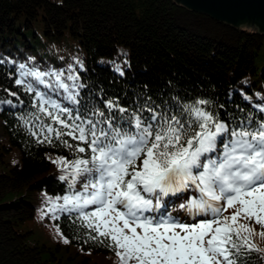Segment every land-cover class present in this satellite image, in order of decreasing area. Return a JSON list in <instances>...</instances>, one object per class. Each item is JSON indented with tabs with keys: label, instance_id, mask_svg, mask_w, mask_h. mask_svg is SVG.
<instances>
[{
	"label": "trees",
	"instance_id": "obj_1",
	"mask_svg": "<svg viewBox=\"0 0 264 264\" xmlns=\"http://www.w3.org/2000/svg\"><path fill=\"white\" fill-rule=\"evenodd\" d=\"M36 71L62 74L69 91L54 76L40 83L24 75ZM36 91L72 116L103 119L93 115L101 111L122 128L131 127L133 113L150 119L146 108L184 120L182 106L197 100L208 101L203 107L230 131L250 120L256 127L264 120V32L258 23L233 24L175 0H0V264H121L109 241L81 226L78 212L47 211L49 198L70 191L58 161L75 159L78 141L45 139L41 127L51 121L33 106ZM109 101L127 111L110 113ZM189 194L198 196L189 188L161 203L181 205ZM253 229L241 233L254 249L242 264H264V230Z\"/></svg>",
	"mask_w": 264,
	"mask_h": 264
},
{
	"label": "snow or ice",
	"instance_id": "obj_2",
	"mask_svg": "<svg viewBox=\"0 0 264 264\" xmlns=\"http://www.w3.org/2000/svg\"><path fill=\"white\" fill-rule=\"evenodd\" d=\"M24 75L40 83H45L44 76H54L56 86L69 91L60 81L62 74L36 71ZM16 84L33 91L21 79ZM35 97L33 106L51 121L42 124L45 139L51 142L53 136L57 140L70 136L78 141L76 158L58 161L65 172L60 179L68 181L70 191L55 200L49 198L47 211L78 212L81 226L96 233L92 239L109 241L121 264H242L245 253L254 250L248 236L241 235L255 234L254 229L239 221H254L264 229V120L256 127L250 120L230 131L203 107L208 101L197 100L182 106L184 120L146 108L150 119L133 113L131 127L122 128L101 111L93 115L103 119L72 116L68 108L43 93L36 91ZM66 99L78 103L71 94ZM105 107L110 113L127 111L111 101ZM221 138H225L222 151L211 156ZM62 143L73 147L68 141ZM86 152L87 156L79 155ZM81 177L85 178L82 190L74 191ZM189 188L198 193L188 200L190 214L211 218L187 224L170 216L145 215L162 207L163 196ZM228 208L235 211L222 216ZM260 235L264 237V231Z\"/></svg>",
	"mask_w": 264,
	"mask_h": 264
},
{
	"label": "water",
	"instance_id": "obj_3",
	"mask_svg": "<svg viewBox=\"0 0 264 264\" xmlns=\"http://www.w3.org/2000/svg\"><path fill=\"white\" fill-rule=\"evenodd\" d=\"M191 11L220 20L243 24L258 23L264 32V0H175Z\"/></svg>",
	"mask_w": 264,
	"mask_h": 264
},
{
	"label": "rangeland",
	"instance_id": "obj_4",
	"mask_svg": "<svg viewBox=\"0 0 264 264\" xmlns=\"http://www.w3.org/2000/svg\"><path fill=\"white\" fill-rule=\"evenodd\" d=\"M177 194V193H176ZM176 194H172V195H176ZM182 198H184L185 196H181ZM233 212H234V210H226V211H224L223 213H222V216H231L232 214H233ZM152 216H155V217H160L161 215L159 214V215H152ZM209 219V218H208ZM240 223H243V224H251V226L253 227V228H256V229H258V230H264V229H261V227L259 226V225H257V224H255V222L254 221H248V220H246V219H244V218H241V220L239 221Z\"/></svg>",
	"mask_w": 264,
	"mask_h": 264
},
{
	"label": "bare ground",
	"instance_id": "obj_5",
	"mask_svg": "<svg viewBox=\"0 0 264 264\" xmlns=\"http://www.w3.org/2000/svg\"><path fill=\"white\" fill-rule=\"evenodd\" d=\"M254 24V23H253ZM256 24V23H255Z\"/></svg>",
	"mask_w": 264,
	"mask_h": 264
}]
</instances>
